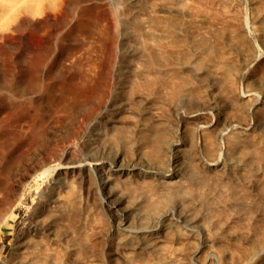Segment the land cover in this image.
I'll list each match as a JSON object with an SVG mask.
<instances>
[{
	"label": "rangeland",
	"instance_id": "374dc122",
	"mask_svg": "<svg viewBox=\"0 0 264 264\" xmlns=\"http://www.w3.org/2000/svg\"><path fill=\"white\" fill-rule=\"evenodd\" d=\"M54 9L55 21L24 9L20 18L0 14V91L10 101L16 97L4 83L22 84L28 38L33 49L51 48L55 73L86 71L80 53L88 52L101 54L98 73L118 69L126 78L107 113L114 124L96 136H69L89 108L71 101L53 116L55 101L44 100L41 121L31 109L4 129L0 264H264V0H72ZM193 111L219 115L230 138H219L222 130L200 135L185 119ZM98 149L156 171L178 160V176L168 181L147 172L108 179L132 212V231L105 206L94 170L57 176L66 160ZM45 192L68 204L49 201L41 211Z\"/></svg>",
	"mask_w": 264,
	"mask_h": 264
},
{
	"label": "bare ground",
	"instance_id": "6f19581e",
	"mask_svg": "<svg viewBox=\"0 0 264 264\" xmlns=\"http://www.w3.org/2000/svg\"><path fill=\"white\" fill-rule=\"evenodd\" d=\"M79 1L82 2L83 0H79ZM71 3H72V0H0V14L1 16L7 15L9 17L10 15V16H16L20 18V14L22 10L24 9V13L28 17L49 16L50 21H53V20L55 21L56 19H58L59 16H57V13L55 12L51 13L50 9L53 7V9L55 8L54 11H56L59 8H63L64 6H67L68 4H71ZM100 3L103 6H106L107 0H100ZM20 7H22V9ZM84 13L85 12L83 11V9H81L78 14H84ZM4 18H6L7 20L9 19L7 17H4ZM20 25L21 24L18 22L17 27ZM146 31H149V30L146 29ZM38 42L39 41H37V43ZM26 44H27L26 49H27L28 64L26 68L21 69V71L17 74V78L19 80L20 79L23 80L22 84L13 82V80H15L14 77L12 78L13 80L11 82L4 83L5 84L4 86L7 85V87H10L9 91L11 93V96L16 97V101L15 102L10 101L11 98L9 99V94L0 91V141L4 137V133H3L4 129L6 131L7 129L10 130L9 125H10L11 119L18 113L19 114L21 113L24 114L25 112L28 113L29 110L33 109L34 112L36 113L34 118L35 119L40 118L39 121H41L42 117L40 113H43V111L40 110L42 106V105L40 106V104L41 103L43 104L44 100H49L53 102L55 101V108L51 107L53 108L52 110L53 116L57 115L61 111L60 109H63L65 107V103L67 101L69 102L71 101L76 106L78 105L84 106L86 104H87L86 106H89V108L84 111L81 117L76 118L73 121L72 125L70 124L71 126L69 130V136L71 135L80 136L81 134H83L85 130H89L90 132H92L93 136H96L97 129L100 128V126H102L103 124H106V125L114 124L113 122L110 121V117L108 116L107 113L109 112L111 108H113V106L116 103L115 102L116 97L121 92V79L126 78L125 76L126 73L122 74L121 70H118V69L115 71V73H112V75H110L109 73H106V74L98 73L95 70L94 66L101 60V57H100L101 54L98 56L93 53L89 54L87 52V53H80L81 54L80 64H82V66L89 67V69H86V71L84 72H76L75 74H71L72 76H67L64 74L60 75L59 73H55L52 70V64L55 63L56 56L52 58L53 55H52L51 48L49 46H46L44 48L41 47L40 50L38 46H37L38 47L37 49H33L34 43L32 44L31 38L27 39ZM1 52L2 50L0 47V54ZM110 77L113 80L111 83H109L108 81ZM1 84H2V81L0 80V85ZM57 93H59L58 98L56 97ZM246 97L249 98L251 97V95L247 94ZM54 119L57 120V118L55 117ZM185 119L189 121L191 119L193 123L197 124V131L202 136H204V134L208 130H212L217 133L220 130H222L221 133H218V137L222 139L230 138L231 130L228 128H225V125L221 122V117L219 115H216L213 118H209V116L205 112L193 111L192 113L186 115ZM12 124L14 125V123ZM223 129H226V131H223ZM3 144L4 146H1L0 148L5 147V142ZM177 146L178 145H174L173 148L174 149L178 148ZM98 151L100 153L99 152L93 153L91 151H88L87 153L84 154L83 158L77 159L76 161H73L71 159L66 160L67 162L63 166L57 168V173H58L57 176H60L61 174L73 175L75 173H79L81 175L84 174L85 176H87L89 169L94 170L97 173L98 178L100 180L101 190L102 192H104V204L108 208V210L114 213L116 217L119 219V222L121 224L119 228L120 227L124 229L133 228L132 227L133 223L131 221L132 212L130 208L125 203V200L117 194V192L115 193L111 191L108 179H110L112 175H121V177L127 176V175L141 176L143 172H147V173L155 175L158 179H161L163 181L165 180L168 181L178 176V173H179L178 160L177 159L175 160L172 159L173 161L171 160L172 168L168 169L167 172L160 171V170L156 171L154 168L147 167L143 163L142 160L138 161V163L133 166H129L128 164L125 163V161L119 155L109 156L105 154L104 156V151L102 152L103 154L101 153L99 149ZM220 157H217L216 159H213L210 161V163H208L209 169H213L219 166ZM149 163H150V160H149ZM7 167L8 165L2 170V173L0 174V190H3V192L6 186L8 185V181H9V175H8L9 170L7 172ZM21 175L22 173L19 170V172L14 176V179H13L14 186L15 184L18 183ZM53 188H52V191H53ZM45 190L48 191L49 189H45ZM43 197L44 198L40 206L41 211H45L44 210L45 206L49 203V201H53V200L56 201L57 207L61 209H63V207L68 204L67 200H63V197H60L59 195L53 196L52 194L49 195V194H46L45 192V195L43 194ZM9 202H10V199H8L7 204H10ZM165 217H166L165 219H168V221H171L173 219L171 218L169 211L165 212ZM29 225L32 226L33 222L32 221L29 222ZM46 227L48 226L46 225ZM130 231L132 230L130 229ZM146 231L144 233H146ZM133 232L135 233V230ZM140 233H142V231ZM20 239L22 240L26 238L25 236H22ZM19 246L20 245H17L16 247L17 252L20 250Z\"/></svg>",
	"mask_w": 264,
	"mask_h": 264
}]
</instances>
